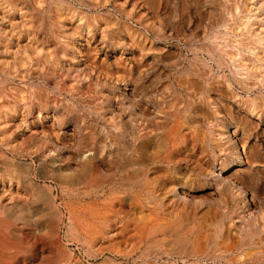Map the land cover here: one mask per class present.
Wrapping results in <instances>:
<instances>
[{"label":"rangeland","instance_id":"1","mask_svg":"<svg viewBox=\"0 0 264 264\" xmlns=\"http://www.w3.org/2000/svg\"><path fill=\"white\" fill-rule=\"evenodd\" d=\"M224 1L27 0L30 13L19 5L12 25L0 20V97L23 101L22 119L55 120L52 135L41 119L9 126L34 165L18 160L21 184L4 181L6 264H263L264 48L241 30L240 2ZM58 11L72 13L93 52L57 28ZM244 76L259 80L249 90Z\"/></svg>","mask_w":264,"mask_h":264},{"label":"bare ground","instance_id":"2","mask_svg":"<svg viewBox=\"0 0 264 264\" xmlns=\"http://www.w3.org/2000/svg\"><path fill=\"white\" fill-rule=\"evenodd\" d=\"M27 1V0H26ZM26 1L25 0H8V6H7V9L5 10V9H1V7H0V20L1 21H5L6 23H7V26H10V25H12V20L9 18V14H11V13H14V14H16V13H18V14H21V11H22V9L23 8H25V12H26V10H27V12H29L30 13V11H29V8L28 7H30V5L29 6H27V5H25V3H26ZM222 1V0H221ZM226 1V0H225ZM224 1V2H225ZM227 1H229V4H230V2H231V4L230 5H232V4H236V3H238V2H240V6H239V10H237V7L235 6V9H236V12H237V15H236V17H238V19H240L239 20V22H240V25L242 26L241 27V30H242V28L244 29V30H246L247 32H245L246 34H249L248 36H247V38L248 37H250L251 38V36L254 38V41H253V44H256L257 43V45H259V47H262V48H264V0H227ZM36 2H38V1H36ZM40 2V1H39ZM223 2V3H224ZM28 3V2H27ZM212 3H213V1H212ZM227 3V2H226ZM29 4V3H28ZM214 4V3H213ZM221 4V3H220ZM19 5H21V7H23V8H17ZM207 5H208V3H207ZM229 5V6H230ZM209 6V5H208ZM207 6V7H208ZM221 6H223V5H221ZM233 6V5H232ZM39 7V6H38ZM227 7V9L228 8H231V6L230 7H228V6H226ZM31 8V7H30ZM158 8V7H157ZM211 8V7H210ZM218 8H220V6L218 7ZM206 9V8H205ZM225 9V8H224ZM226 9V10H227ZM234 9V8H233ZM30 10H33V9H30ZM37 10V9H36ZM36 10H33L34 12H32L31 14H34V13H36ZM207 10H209V9H207ZM214 10V9H213ZM231 10V9H230ZM210 11V10H209ZM218 11V10H217ZM232 11H234V10H232ZM231 11V12H232ZM211 12V11H210ZM214 12H216V11H214ZM219 12H221L220 10H219ZM227 12H229L230 13V11H229V9L227 10ZM39 13V12H38ZM218 13V12H217ZM72 13L71 12H68V11H66V12H57L56 14H55V16H54V20H55V22L54 23H56V26H57V28L58 29H60V30H67V29H70L71 31H72V35H75V36H77L81 41H82V43H81V45L83 46L82 48V51H86L87 53H91V52H93L94 50H95V45H93L92 43V39L91 38H89L88 37V35H87V33L85 34V33H83V31H78V29H77V24L75 25L74 23H75V21H74V16L73 15H71ZM225 14V13H224ZM38 14H36V16H37ZM39 15H40V13H39ZM233 15V14H232ZM219 16H222V14H219ZM229 15H227V18H229L228 17ZM226 18V17H225ZM224 19L223 21H225V20H228V19ZM235 18V17H234ZM217 19V18H216ZM76 20V19H75ZM219 20H221V19H219ZM229 20H230V18H229ZM235 20V19H234ZM78 21V20H77ZM218 21V20H217ZM227 22V21H226ZM235 22V21H234ZM5 23V24H6ZM3 24V23H2ZM4 24V25H5ZM231 24H233V23H231ZM237 25V24H236ZM239 25V26H240ZM3 26V25H2ZM232 26V25H231ZM234 27H236V26H234ZM231 28V27H230ZM237 29H238V27H236ZM235 30V29H234ZM239 30V29H238ZM9 32V38L10 39H13L12 37H14L15 36V34L13 33V30H7V29H4V32ZM236 31V30H235ZM234 31V32H235ZM39 33V32H38ZM224 33V32H223ZM240 33V32H239ZM243 33V32H242ZM244 33V34H245ZM20 33L19 32H16V37L17 38H19L20 37V35H19ZM221 34V33H220ZM227 34V33H226ZM239 36V35H238ZM241 36H242V34H240V38H241ZM130 37V36H129ZM234 37V36H233ZM238 37V38H239ZM44 38H46L44 41H46V42H48V43H50L51 45H55L56 47H58L59 49H60V46H59V41H61V40H59V41H57L56 39H53V38H47V37H44ZM244 39H241L239 42L238 41H236V43L238 44L239 43V45L241 44V46L245 43L246 45L248 44V42L251 40L250 38H249V41H247L246 40V37H243ZM31 38L27 35L26 36V40H27V42L30 44V45H32L33 43L31 42V40H30ZM61 39V38H60ZM132 39V38H131ZM16 40H18V39H16ZM129 40V39H128ZM235 40V39H234ZM1 41V40H0ZM144 41V40H143ZM247 41V42H246ZM2 42V41H1ZM1 42H0V46L2 47V45H3V43L1 44ZM5 42V41H4ZM131 42H132V40H131ZM255 42V43H254ZM235 43V44H236ZM243 43V44H242ZM250 43V42H249ZM61 44V43H60ZM71 43L70 42H68L67 40H62V47L64 46V47H66V48H68L69 47V45H70ZM215 44V43H214ZM244 44V45H245ZM30 45H28V46H30ZM58 45V46H57ZM72 45V44H71ZM204 45V44H203ZM216 45V44H215ZM218 45V44H217ZM238 45V46H239ZM245 45V46H246ZM252 45V44H251ZM251 45H247V46H251ZM6 46V48H7V45H3V48ZM33 46V45H32ZM32 46H30V47H32ZM40 46V45H39ZM136 46V45H135ZM143 46H144V44H143ZM227 46V45H226ZM253 46V45H252ZM251 46V47H252ZM254 46H256V45H254ZM35 47V46H34ZM33 47V48H34ZM37 47V46H36ZM258 47V46H257ZM5 48V49H6ZM78 48V47H77ZM246 48V47H245ZM254 47H252V48H250V49H252L253 51H255L254 49H253ZM36 49V48H35ZM138 49V48H137ZM194 49V48H193ZM250 49H248V50H250ZM97 50V49H96ZM252 50H251V53H252ZM2 51V50H1ZM61 51H62V49H61ZM78 51H79V49H78ZM221 51V50H220ZM233 51H235V50H233ZM241 51V50H240ZM259 51H260V49H259ZM4 52V51H3ZM96 52V51H95ZM209 52V51H208ZM229 52V51H228ZM262 52V51H261ZM260 52V53H261ZM264 52V51H263ZM224 53H225V51H224ZM224 53H222V54H224ZM231 53V52H230ZM229 53V54H230ZM238 53V52H237ZM255 53V52H254ZM254 53H252V55L254 54ZM260 53H258V54H260ZM85 54V53H84ZM210 54V53H209ZM239 54H240V52H239ZM258 54H256V55H258ZM232 55V54H231ZM233 55H234V53H233ZM243 55V54H242ZM255 55V56H256ZM261 55H262V53H261ZM5 56V55H4ZM86 56V55H85ZM138 56V55H137ZM240 57H242L241 55H239ZM262 56H264V54L262 55ZM215 57V56H214ZM239 57V59H240V61H242L241 60V58ZM234 58V57H233ZM243 58V57H242ZM217 59V58H216ZM256 59V58H255ZM258 59V60H257ZM257 61H258V63H260V62H262L263 60H264V57H262V58H260L259 56L257 57ZM123 61V60H122ZM219 61V60H218ZM223 61V60H222ZM243 61H246V60H243ZM256 61V62H257ZM249 62V61H248ZM244 64V63H243ZM251 64V63H250ZM256 64V63H255ZM237 65H238V63H237ZM264 65V64H263ZM124 66V65H123ZM239 66V65H238ZM240 66H243V65H241L240 64ZM246 66V65H245ZM253 66V65H252ZM244 67V66H243ZM247 67H249V65H247ZM253 67H255V66H253ZM124 68V67H123ZM126 68H127V66H126ZM239 68H241V67H239ZM256 69H257V67H255ZM263 68V67H262ZM236 69H237V67H236ZM252 69V68H251ZM127 70H129V67H128V69ZM205 70V69H204ZM243 70V69H242ZM241 70V71H242ZM246 70V69H245ZM121 71V70H120ZM209 71V70H208ZM237 71V70H236ZM244 71V70H243ZM260 71H262V70H260ZM246 72V71H245ZM245 72H243V73H245ZM116 73H118V72H116ZM120 73V72H119ZM235 73V72H234ZM255 73V76H256V74L257 75H259L258 73H256V72H254ZM253 73V74H254ZM264 73V72H263ZM247 74V73H246ZM246 74H244V75H246ZM248 74H249V71H248ZM243 75V74H242ZM241 75V76H242ZM260 77V76H259ZM258 77V78H259ZM184 78V77H183ZM240 78V77H239ZM239 80V79H238ZM237 80V81H238ZM259 80V79H258ZM257 79H254V77L253 78H249V77H246V76H244L243 78H241V81H240V84L244 87V88H249V90H250V86L252 87L253 85H255L256 83H257V81H258ZM262 80H263V83H264V78H262ZM261 80V81H262ZM175 81V80H174ZM198 81V80H197ZM196 81V82H197ZM191 82H193L192 80H191ZM239 82V81H238ZM207 83V82H206ZM205 83V84H206ZM199 84V83H198ZM239 84V85H240ZM192 85H196V83L195 84H193L192 83ZM264 85V84H263ZM191 86V85H190ZM189 86V87H190ZM227 86V85H226ZM185 87V86H184ZM188 87V88H189ZM243 87H241V88H243ZM186 88V87H185ZM187 88V89H188ZM198 90H199V88H197ZM203 89V88H202ZM247 89H245V90H247ZM193 89H191V91H192ZM194 90H196V89H194ZM197 90V91H198ZM201 90V89H200ZM193 92V91H192ZM203 92V91H202ZM230 92V91H229ZM171 93V92H170ZM252 94V93H251ZM203 95V94H202ZM204 95H205V93H204ZM196 96V95H195ZM198 96H200V95H198ZM194 97V96H193ZM259 97V96H258ZM200 98V97H199ZM203 98V97H202ZM242 98V97H241ZM261 98V97H260ZM173 99V98H172ZM197 99H198V97H197ZM208 99V98H207ZM257 100H258V98H256ZM200 100V99H199ZM198 100V101H199ZM252 100V99H251ZM207 101V100H206ZM261 101H263V100H261ZM17 102H18V105L15 107V105H9L10 103L8 102V100H6L5 98H2V97H0V146H1V148L3 149L2 150V152H0V163H3V164H5V168L3 169V171H1V169H0V202H3L4 200H2V198H3V196L5 195V192H7L8 191V189L6 188H4V181L6 180L7 181V183H8V185H10V184H12V183H15L16 184V186H18V185H20L21 184V182H22V180H21V177L19 176V174L13 169V168H11L12 166H19V165H21V162H17L18 160L20 161V160H26L27 161V159L28 158H30V161L29 162H27V163H25V161L23 162V163H25L26 165H27V167H28V170H30V169H32L33 168V165H34V160H33V158H32V156H33V154H30V153H25V152H23V151H21V150H19V149H17L15 146V143H13L12 141H10V137H11V131H10V129H12V127L10 128L9 126L11 125V124H14L15 126H17V127H21L22 129H25V130H28L30 127H29V125L30 124H33V122H34V120H36L37 119V121L38 120H42V123L44 124V125H46V128L45 129H41V132L42 133H44V134H50V135H52V134H54V132H55V130H53L52 129V127L50 126V125H52V120H53V114L52 115H44V116H42V114L38 111V113H37V111H36V115H34V117H33V119H22L20 116H23V112H25V111H27L28 110V108H26V106L24 105V103H23V101H20V100H18L17 99ZM192 102V101H191ZM200 102H201V100H200ZM208 102V101H207ZM264 102V101H263ZM197 103V102H196ZM180 104V103H179ZM210 104V103H209ZM251 104V103H250ZM261 104V103H260ZM264 104V103H263ZM33 105V104H32ZM262 105V104H261ZM201 105H199L198 107H200ZM253 106V105H252ZM249 107V106H248ZM193 108V107H192ZM250 108V107H249ZM27 109V110H26ZM30 109H31V107H30ZM29 109V110H30ZM199 109V108H198ZM207 109V108H206ZM253 109V108H252ZM258 110H261L260 109V106H259V108H257ZM37 110V109H36ZM250 110V109H249ZM138 111V110H137ZM151 111V110H150ZM174 111V110H173ZM254 111V110H253ZM260 112V111H259ZM177 113V112H176ZM175 113V114H176ZM183 113V112H182ZM22 114V115H21ZM29 114V113H28ZM249 114H251V113H249ZM10 115V116H9ZM32 115V116H33ZM190 115V114H189ZM24 118V117H23ZM28 118V117H27ZM30 118H31V116H30ZM144 118V117H143ZM108 119V118H107ZM135 120V119H134ZM177 120V119H176ZM53 121H55V120H53ZM174 122V121H173ZM178 122V121H177ZM137 124V123H136ZM13 125V126H14ZM133 125V124H132ZM138 125V124H137ZM145 125V124H144ZM175 125H176V123H175ZM12 126V125H11ZM147 126V125H146ZM170 126V125H169ZM8 127H9V129H8ZM134 127V126H133ZM173 127V126H172ZM20 128V129H21ZM138 128V127H137ZM140 128H142V127H140ZM144 128V127H143ZM55 129V128H54ZM30 130V129H29ZM131 130V129H130ZM138 130V129H137ZM175 130H176V128H175ZM54 131V132H53ZM135 131V130H134ZM139 131V130H138ZM141 131H142V129H141ZM202 131V130H201ZM111 133V132H110ZM233 133V132H232ZM113 134V133H112ZM208 134V133H207ZM222 134V133H221ZM137 136L139 135V133L138 134H136ZM143 135V134H142ZM218 135H220L219 133H218ZM217 135V136H218ZM240 135V134H239ZM47 136V135H46ZM145 136V135H144ZM238 136V135H237ZM171 137H172V135H171ZM179 137V136H178ZM219 137V136H218ZM235 137V136H234ZM132 139H133V136H132ZM219 139V138H218ZM245 139H246V137H245ZM111 140V139H110ZM134 140V139H133ZM132 140V141H133ZM138 140V139H137ZM201 140V139H200ZM210 140V139H209ZM215 140V139H214ZM17 142V141H16ZM107 142V141H106ZM120 143V142H119ZM133 143V142H132ZM123 144V143H122ZM142 144V143H141ZM110 146V145H109ZM122 146V145H121ZM125 148H127V147H125ZM135 148H136V144H135ZM116 149V148H115ZM50 150H52V151H55L56 150V148H54V147H51V149ZM116 150H118V149H116ZM123 150V149H122ZM126 150H128V149H126ZM131 150H134V149H132L131 148ZM148 150V149H147ZM240 150H241V148H240ZM246 150V152H247V149H245ZM89 151V150H88ZM120 151V150H119ZM125 151V150H124ZM199 151V150H198ZM207 151V150H206ZM121 152V151H120ZM131 152V151H130ZM133 152V151H132ZM242 152V151H241ZM121 153H123V152H121ZM126 153V152H125ZM166 153H167V151H166ZM198 153V152H197ZM82 155V154H81ZM126 155V154H125ZM134 155H136L135 153H134ZM256 155V154H255ZM116 156V155H115ZM247 156H248V154H247ZM130 157V156H129ZM156 157V156H155ZM32 158V159H31ZM124 158V157H123ZM133 158V157H132ZM118 159H119V157H118ZM149 159V158H148ZM114 161H115V159H113ZM135 160V159H134ZM143 160V159H142ZM245 160V159H244ZM249 160V159H248ZM131 161V160H130ZM136 161H138V160H136ZM136 161H135V163H136ZM147 161V160H146ZM246 161V160H245ZM250 161V160H249ZM129 162V161H128ZM128 162H127V164H128ZM258 162V161H257ZM126 163V162H125ZM147 163V162H146ZM119 164V163H118ZM248 164V163H247ZM131 165V164H130ZM137 165V164H136ZM123 166H125V165H123ZM126 167V166H125ZM133 167H136V166H133ZM0 168H1V165H0ZM124 169V168H123ZM129 169V168H128ZM137 169V168H136ZM144 169V168H143ZM121 170V169H120ZM32 171V170H31ZM122 171V170H121ZM35 172V171H34ZM118 172H119V170H118ZM129 172V171H128ZM120 173H122V172H120ZM124 173V172H123ZM122 173V174H123ZM133 173V172H132ZM117 175H118V173H116ZM128 173H126V175H127ZM31 175V174H30ZM34 175V174H33ZM93 175H94V173H93ZM121 175V174H120ZM134 175V174H133ZM123 176V175H122ZM131 176V175H130ZM136 176V175H135ZM109 177H113V176H109ZM116 177V176H115ZM119 177V176H118ZM126 177V176H125ZM119 178H121V177H119ZM131 178V177H130ZM113 179V178H112ZM122 179V178H121ZM91 180V179H90ZM115 180V179H114ZM138 180H142L141 179V177H140V179H138ZM5 181V182H6ZM107 183H108V181H106ZM113 182V181H112ZM120 182H122V180H120ZM120 182L118 183V184H120ZM102 183V182H101ZM107 183H105L104 185H106ZM134 183V181H132V184ZM140 183V182H139ZM109 184V183H108ZM117 184V185H118ZM142 184V183H141ZM144 184V183H143ZM142 184V185H143ZM7 185V186H8ZM102 185V184H101ZM134 185V184H133ZM116 186V185H115ZM114 186V187H115ZM128 186H129V184H128ZM137 186V185H136ZM135 186V187H136ZM144 186V185H143ZM107 187V186H106ZM121 187H123V186H121ZM145 187H146V184H145ZM130 188V187H129ZM147 188H148V186H147ZM10 189H11V187H10ZM110 189V188H109ZM117 189V188H116ZM136 189V188H135ZM143 189H144V187H143ZM18 190V189H17ZM92 190V189H91ZM101 190V189H100ZM113 189H111V191H112ZM137 190V189H136ZM141 190V189H140ZM139 190V191H140ZM147 191H149V190H147ZM15 192V191H14ZM20 192V191H19ZM133 192V191H132ZM137 192V191H136ZM13 193V192H12ZM146 193V192H145ZM148 193H150V191L148 192ZM94 195V194H93ZM125 195V194H124ZM146 195H147V193H146ZM8 196V195H7ZM122 196H123V194H122ZM148 196H149V194H148ZM109 197V196H108ZM110 197H112V196H110ZM119 197V196H118ZM125 197H126V195H125ZM5 198V197H4ZM9 199V198H8ZM113 199V198H112ZM124 200L126 199V198H123ZM14 199H12V201H13ZM119 200H122L121 198L119 199ZM10 201V200H9ZM109 201V200H108ZM114 201H116L117 202V200H116V197H115V199H114ZM123 201V200H122ZM121 201V202H122ZM123 202H125V201H123ZM6 203H8V201L6 202ZM120 203V202H119ZM4 204V203H3ZM99 204V203H98ZM111 204H112V201H111ZM114 204V203H113ZM117 204V203H116ZM115 204V205H116ZM122 204V203H121ZM1 205V204H0ZM114 205V206H115ZM117 205H119V204H117ZM108 206V205H107ZM107 206L105 205V203H104V208H107ZM111 206V205H110ZM121 206V205H120ZM119 206V207H120ZM123 206V205H122ZM118 207V208H119ZM102 208V207H101ZM108 208H110V207H108ZM113 208V207H112ZM111 208V210H113ZM121 208V207H120ZM100 209V208H99ZM125 209V208H124ZM102 211H103V209H102ZM122 211V210H121ZM100 212V211H99ZM105 210H104V214H105ZM115 212H116V210H115ZM101 213V212H100ZM110 213V212H109ZM95 214V213H94ZM116 214V213H115ZM105 215H108V214H105ZM105 215H102V213H101V215H100V217L102 216H105ZM118 215V214H117ZM116 215V216H117ZM92 217H94V216H92ZM106 217L107 216H105V217H103V219L105 218L106 219ZM121 217V216H120ZM9 218V217H8ZM97 218V217H96ZM99 218V217H98ZM112 218V217H111ZM111 218H109V215H108V219H111ZM104 219V220H105ZM119 219V218H118ZM117 219V220H118ZM92 220V219H91ZM95 219H93V221H94ZM103 220V221H104ZM112 220V219H111ZM116 219H114L113 221H115ZM116 220V221H117ZM99 221V220H98ZM102 221V220H101ZM102 221V222H103ZM112 221V222H113ZM119 221H121V219H119ZM123 221V220H122ZM124 221H126V220H124ZM10 220H8L4 215H3V212H2V210L0 209V264H6L5 262V260L7 259L6 258V256L5 255H7V254H5V252H4V250L7 248V244H6V242L7 241H10L9 239H8V236H9V233H8V226H9V224H10ZM95 222H96V220H95ZM105 223L107 222V221H104ZM15 223H16V221H15ZM90 223H92V222H90ZM97 223V222H96ZM118 222H116V224H117ZM19 224V223H18ZM92 224H94V223H92ZM11 225H14V224H11ZM23 225V224H22ZM88 225V224H87ZM91 225V224H90ZM95 225V224H94ZM101 225L102 224H100V227H99V225H98V227L99 228H101ZM108 225H109V223H108ZM124 225V224H123ZM126 225H128V223L126 222V224H125V227H127ZM14 226H16V225H14ZM89 226V225H88ZM104 226H106V225H104ZM114 226V225H113ZM112 226V227H113ZM118 226V225H117ZM92 227H93V225H92ZM96 227V226H95ZM103 227V226H102ZM122 227V226H121ZM18 228V227H17ZM109 228V227H108ZM84 229V228H83ZM89 229H91V227L89 228ZM93 229H95V228H93ZM98 229V228H97ZM106 228H104L103 230H105ZM110 229H111V227H110ZM13 230V229H12ZM15 230V229H14ZM99 230V229H98ZM29 231V230H28ZM113 231H116V230H113ZM19 232V231H18ZM101 232V231H100ZM119 232V231H118ZM96 232H94V234H95ZM116 233V232H115ZM19 234H20V232H19ZM27 234V233H26ZM101 234H102V232H101ZM108 234V233H107ZM121 234V233H120ZM25 235V234H24ZM98 235V234H97ZM103 235V234H102ZM21 236H23V235H21ZM28 236V235H27ZM106 236V235H105ZM11 237V236H10ZM30 237V236H29ZM29 237H27V239L29 238ZM22 237H20V239H21ZM24 238V237H23ZM96 238V237H95ZM122 238V237H121ZM176 238V237H175ZM183 239V238H182ZM15 240V239H14ZM29 240V239H28ZM125 240H126V238H125ZM124 240V241H125ZM22 241H23V239H22ZM29 242V241H28ZM13 245H15V241H13ZM24 243H25V241H24ZM17 245V244H16ZM20 245H18V247H19ZM26 246H28V245H26ZM27 248V247H26ZM9 249V248H8ZM12 249V248H11ZM22 249V248H21ZM7 250V249H6ZM16 250V249H15ZM8 252V251H7ZM19 253V252H18ZM21 253H23V252H21ZM9 254V253H8ZM10 255V254H9ZM9 255H7V256H9ZM13 256H14V253L12 254ZM261 255V254H260ZM13 256H12V258H13ZM17 256H18V254H17ZM26 256V255H25ZM191 256V255H190ZM15 257H16V253H15ZM217 257V256H216ZM17 258H19V257H17ZM22 258V257H21ZM259 258V257H258ZM16 259V258H15ZM12 260V259H11ZM28 260V259H27ZM16 261H18V260H16ZM15 261V262H16ZM14 262V261H13ZM14 262V263H15ZM172 262V261H171ZM16 263H18V262H16ZM249 263V262H248ZM11 264V263H10ZM19 264H20V262H19ZM197 264V263H196ZM263 264H264V262H263Z\"/></svg>","mask_w":264,"mask_h":264}]
</instances>
